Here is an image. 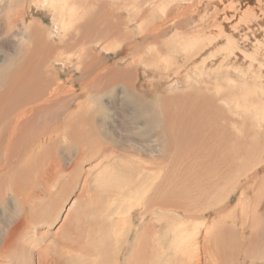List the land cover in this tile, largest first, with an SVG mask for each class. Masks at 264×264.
<instances>
[{
	"label": "bare ground",
	"instance_id": "6f19581e",
	"mask_svg": "<svg viewBox=\"0 0 264 264\" xmlns=\"http://www.w3.org/2000/svg\"><path fill=\"white\" fill-rule=\"evenodd\" d=\"M204 1H208L209 13L212 6V12L202 13L194 29L176 34L180 25L176 21L184 18L174 17L176 10L189 4L199 10ZM221 3L225 5V0H144L136 4L131 0H0V264H49L46 251L39 252L33 262L36 247L31 248L30 243L42 246L50 234L39 233L37 228L57 223L70 199L73 203L52 235L58 249H64L67 264H187V258L195 256L198 264L203 260L208 264H237L234 261L240 255L244 258L252 254L259 257L257 264H264V179L258 188L263 196L257 202L248 201L244 192L228 213V221L216 219V224L207 226L199 225L204 211L195 214L193 206L185 209L184 204L176 203V190L150 172L152 166L161 167L171 141L164 130L163 110L146 105L140 96V88L149 87L159 94L156 103L187 110L203 107L215 113L219 123L212 122L214 132L203 129L208 141L201 142V149L193 150L196 159L210 163L213 157H220L216 162L239 170L234 164L244 170L246 166L264 165V96L256 91L261 89L258 84L264 85V72L258 69L251 75L235 61V41L217 18ZM42 7L49 11V25L34 13ZM89 11H94L96 19L97 15L102 18L88 21L92 13L88 19L85 17ZM113 18L118 27L110 26L115 22ZM134 21L138 26L132 24ZM168 25H175V29L171 37L164 38L160 33ZM213 29L217 32L214 36ZM94 33L100 35L99 40L90 39ZM121 33L143 39L153 36L155 44L127 66L117 61L116 67L106 71L105 65L99 63L101 59L96 58L103 57L101 50L117 54L133 46V41L125 44L130 37H116ZM57 38L61 41L56 44ZM223 38L226 39L221 45ZM214 43L216 51L222 53L219 63L206 56ZM219 46L225 47L217 50ZM88 53L95 61L86 65ZM197 57L191 66L186 64ZM199 58L203 60L199 62ZM48 66L58 72L49 73ZM91 70L108 77L98 80V84L121 86L131 106L123 101L125 105L114 107L115 116L110 117L109 108L101 101L104 94H98L66 114L68 104L79 102L81 95L91 91L82 85L78 93L75 85H66L61 77L74 83L78 77L92 75ZM133 107L137 111L126 114ZM171 117L165 122L176 126ZM108 118L113 119L112 126L106 123ZM122 121H131L133 127ZM181 127L184 129L183 122ZM216 135L223 137L221 142L219 138L212 141ZM64 144L72 146L67 153L57 156L48 150ZM119 158L130 163L119 164ZM86 162L93 168L104 165L110 178L96 180L92 185L90 176L94 170L89 167L85 171ZM39 185L36 190L34 186ZM39 189L49 198L42 197ZM10 190L14 197L5 199ZM90 212L97 219L94 223L103 227L97 231L91 227L87 235L79 233L77 239L74 225ZM237 225L250 230L252 238L244 239L242 231L233 228ZM132 235L134 240L130 242Z\"/></svg>",
	"mask_w": 264,
	"mask_h": 264
},
{
	"label": "rangeland",
	"instance_id": "374dc122",
	"mask_svg": "<svg viewBox=\"0 0 264 264\" xmlns=\"http://www.w3.org/2000/svg\"><path fill=\"white\" fill-rule=\"evenodd\" d=\"M131 1H132V4H136V3H140L141 1H144V0H131ZM207 2L208 1H204L200 4V6H199V10H201L200 15H199V10L197 9V6L192 7L191 6L192 4H189L188 7H182V8H179L178 10H176V13L173 15L174 17H175V15H176V18L178 16L184 15V18L181 21H176V25H178L180 23L178 28H176V30H175L176 34L181 33V32L190 31L191 29H194L195 27H197L200 24V22H201L200 16L202 15V13H205V11H206V15H209L212 12V9H213L212 6L209 9L210 13H209V11H207V9H208ZM98 5H100L99 1L97 2V6ZM116 9L117 8L115 7V12H116ZM187 9L189 10L188 12H186ZM106 10L111 11V9L109 7H106ZM217 10H218V13L220 15L217 17L218 20L221 21L223 23V25H225L226 32H228L229 36L235 41L234 42L235 46L232 47L233 48L232 52L236 53L237 59L235 61H237L238 65H242V70L246 73L251 74V75H255L257 73L258 69H262L264 72V0H225V5L223 3H221V7H218ZM34 13L36 15V18L41 20L42 22H44L45 25H49L52 23V19L49 18V11L47 8L42 7L39 12H36L34 10ZM91 13L89 11L87 16L85 17V19H88V17L91 14L90 19L88 21H91L92 19L97 20V19L102 18V17H99V15H97V19H96L95 18L96 14L94 13V11H92ZM214 14H215V12L212 13V16ZM123 19H124V16H122L120 20L122 21ZM113 21H115V18H113ZM132 24L138 26L137 21L132 22ZM116 25H117L116 21L113 23H110V26H113V27L119 26V25L118 26H116ZM169 26H172L171 29H168V31L165 32L167 30V27H169ZM163 28H165V27H163ZM174 29H175V25H168V26H166L164 31L160 34L164 33L165 36H163V37L169 38L172 36ZM216 34H217V32L213 29L212 35L214 36ZM252 34H254V35H252ZM118 36L119 37H130V39L125 42V44L129 41H133L134 42L133 46L129 47L127 50L121 51L122 53H117V54L110 53L108 51L104 52L101 50V52L104 54L103 55H102V53H98V54L102 55L103 57H100L99 55H97L96 58L101 59L99 61V63L105 65L106 71L112 70L114 67H116L114 64L117 61H119L121 63V66H123V67L127 66L130 62H134L137 59V56L140 53H143V50L146 51V50H148L150 45L155 44V38L153 36H147L144 39L142 36H137V37L133 38L132 35L127 36V34H125V33L118 34L116 37H118ZM99 38H100V35L94 33L90 39L99 40ZM225 39L226 38H223L221 40V42H220L221 45ZM57 41H61V39L57 38L56 44H57ZM215 45H216V43H214V46H213L214 48H212L209 52H207L206 56L210 60H213L214 62L219 63V62H221V59H222V53H219L220 51L219 52L216 51ZM54 47H56V46L54 45ZM223 47H225V46H223ZM223 47L219 46V47H217V50H222ZM70 50H72V48H70ZM89 53H88L89 59L87 62H85L86 65L89 64L90 62H92L91 60L94 59L93 56L91 57L92 54L90 53L91 54L90 55ZM0 55H2V54H0ZM238 56H239V58H238ZM123 58H125V60ZM203 58H201V59L199 58L200 59L199 62H201L203 60ZM197 59H198V57L194 58L193 61L186 62V64L191 66L192 63L193 62L195 63V61ZM93 61H95V59ZM182 63H184V62H182ZM48 67H50V66H48ZM46 70L49 73H51L52 71L58 72L53 67L47 68ZM91 73H92V75H89L87 77L81 76V77L76 78L74 80V83L71 80H68L67 77H61L62 81L66 85H68V86L75 85L74 89L78 93H81L80 89H81L82 85H83V88H86L87 90L91 91L86 96L81 95L82 98H81V100H79V102L72 103L71 105L68 104L70 107L69 106L67 107L68 112L66 111L65 112L66 114L73 113L75 111V109L77 108V106L83 104V102L90 100L91 97H94L95 95H98V94L101 96L104 94L101 101L104 103L105 107L107 106L106 108H109L108 109L109 111L107 113L110 117H112V115L115 116L114 115L115 113L113 111L115 109L114 107L119 108V106H124L125 105L124 102H128L130 104V105H126L127 107L131 106L130 99L128 100V98H125L124 95L122 94L121 86L115 87L113 84H116V83H109L110 86H109V84H107V86H105V85L103 86L102 83L98 84V80L103 79V78H108V77H105L104 74L101 73L100 71L91 70ZM73 75H74V73H73ZM91 80H93L91 85H88L89 81H91ZM86 82H88L87 85H85ZM183 84H184V81H182L181 88L184 87ZM133 87L136 90L138 88V82L133 83ZM258 88H261L260 90L259 89L256 90L258 95L263 97L264 96V85L258 84ZM140 92L142 94V95H140V96H142V100L147 102V103H145L146 105H148V104H149V106L155 105L154 107L158 108L159 111L163 110L161 113H162V115L164 114L163 117H164L166 122L170 116H172L171 120H176V126H172L171 124L169 125V123H166L164 121V126H165L164 130H166L167 133L169 132L168 133L169 139L171 141L170 146L168 148V152L164 153L165 154L164 158L166 160H164V158H163V160L160 161L161 167L156 168V167L152 166L150 168L151 170L150 169H147V170H150V172L152 171L153 175L158 174L160 176V178H162L163 182L164 181H165V183L167 182V185L171 186L172 189L176 190V196L172 192L173 195L177 198L176 203L179 202L181 204H184L185 209L190 208V207L192 208V206H193L194 210L192 213H195V214L196 213L199 214L198 211L200 212V210L204 211V212L201 211L202 213L200 212L201 214L199 216L200 217L199 225L202 224V225L208 226L209 224H213V223L216 224V222H215L216 219L222 220V223L228 221V218H229L228 213L236 205L238 197L240 198L242 196V193H244V192H245L244 195L247 197L248 201H252L253 199H256L255 201L257 202V200L259 198H261V196H263L262 192L259 193L258 188L264 179V165L259 166V168L257 165L246 166L245 169L246 168L247 169L244 170V167H242L241 165L234 164V166H236V168L238 166V168H240V170L243 169L242 170L243 173H241L242 171H240L239 169H235L233 167V165L231 166L228 164L216 162V159L220 158V157H213V159L210 163H207L205 160L202 161V159H196V157H195L196 152H194V151L201 149L200 146H201L202 141L203 142L208 141L206 138H204L205 137L203 134L204 130L211 132V131H213V130H211L212 122L219 123V122H217V118L215 117V113L212 112L211 109L204 110L203 107H197L196 106L195 108L187 110V108H179V106L174 105V104H170V107H169L168 105H165V103L164 104H161L160 102L156 103L157 102V96L159 94L152 87H149L147 89L140 88ZM212 98L214 100H216V98L214 96H212ZM166 100H168V96L166 97ZM153 101H155V102H153ZM175 102H176V100H175ZM119 104H121V105H119ZM122 104H124V105H122ZM158 105H159V107H158ZM133 110L137 111V109H135L133 107V109L129 110V113H126V114L129 115V114L135 112ZM183 110H187L188 112L187 111L184 112ZM198 110L199 111L201 110V111L199 112ZM207 113H209V114L212 113L211 114L212 118L209 117L210 115ZM57 115L59 116V113H57ZM187 115H189V116H187ZM174 117H175V119H174ZM62 119H63V117H62ZM198 119H200V120H198ZM193 120H194V122H193ZM111 121L113 122V119L108 118L106 123L111 125L112 124ZM181 122H183V124H184L183 128L186 130L182 129ZM208 122H210V123H208ZM123 123L126 126L133 127L132 126L133 123L131 121H129V122L127 121V122H123ZM202 124H205L204 125L205 127L204 126L202 127L201 126ZM207 125H209L210 127L209 126L207 127ZM230 128H231V126H229V130H230ZM172 129H173V131H172ZM176 130H177V133H176ZM181 132H183V133H181ZM242 132H244V131H242ZM128 134H129V132H128ZM173 135H176V136H174V138H173V137H171ZM177 135L179 137H177ZM182 135H183V137H182ZM188 138H190V139H188ZM218 138H219V142H221L223 137L220 135H216L215 138L212 139V141H215ZM199 139H201V140H199ZM174 140H176V141H174ZM198 144H200V145H198ZM64 145H62L61 147L55 146V147H53L52 150H50L51 148H49L48 150L51 153L54 152L57 156H59L61 153H67V152H69V150L72 149V146H69L66 144H64ZM219 145L220 144L217 145V149L215 150L217 152L220 150ZM45 150H44V152H45ZM49 151H47V152H49ZM44 152H42V154H44ZM47 152H45V153H47ZM171 154L172 155L175 154V155L172 156ZM219 155H223V154H219ZM185 156H186V158H184ZM228 156L231 157L232 156L231 153H228ZM117 159L114 158V160H117ZM187 159H188V161H187ZM119 161H121V162H119V164L130 163L124 159L121 160L120 158H119ZM169 162H170V164H169ZM146 163H147V165H151V162H146ZM191 163H192V165H189ZM205 164H207V165H205ZM199 165H201V167ZM174 166H177V167H174ZM193 166H194V168H192ZM223 166L225 169L223 168ZM230 166H231V168H230ZM89 167H92L91 163L86 162V165L84 163V170L85 171L90 169ZM164 167L166 170L163 169ZM190 167L192 169H190ZM227 167H229L228 170H227ZM198 168H200L201 171ZM84 170H83V173L85 174ZM93 170H94L93 171L94 173L92 172L93 175L90 176L92 185H94L96 180L109 179L110 178L111 173H110V171L107 172L106 171L107 169L105 170L104 165L98 166V167L94 166ZM196 170L200 171L199 172L200 174H197L199 178L195 174V172L198 173V171H196ZM233 170L236 171L237 173H235ZM230 171L232 173H230ZM147 172L150 173L149 171H147ZM192 172H194V174ZM152 173H150V175H152ZM187 174H188V176H187ZM224 174H226V175H224ZM232 174H234V176L230 177V176H232ZM181 175H182V177H180ZM240 175H241V177H239ZM247 175L249 177H246ZM99 176H101V177L99 178ZM105 176H106V178H105ZM218 176H220V177H218ZM192 177H193V180H192ZM226 178H227V180H225ZM34 187L36 190H38V188H40V185L34 186ZM39 190H40V193L43 194L42 197L47 196L46 194H44V192L41 189H39ZM210 193H212V196L210 195V197L212 199L209 197V199H210L209 201L213 205L208 203L209 202L208 201V194H210ZM4 197H5V199L13 198L14 193L12 192V190H10ZM214 197H216V198L214 199ZM226 198L227 199L229 198V200H227ZM38 201H42V200H38ZM186 202H187V204H186ZM203 202H204V204H203ZM72 203L73 202H71V199H70V201L68 203L64 204L65 208L62 211V215H61L60 219H58V222L54 223L53 226L50 227L48 225H43V226H39L37 228L39 233H45L46 235L47 234H50V235H48L44 239L42 246L41 245L36 246L33 243H30L31 248L35 249V247H36L35 253H34V255H32V257L34 256L33 262L37 261L36 257H38L39 252H42V251L45 252L46 251L47 254L45 253V255L48 258L50 257L48 259L49 264H52V263L53 264H67V262H66L67 258L64 255V249H63V252L58 249L57 245L54 242V238L52 235L55 233V231L58 229L60 224L63 222V219L65 218V215H66V208L69 209L70 206L72 205ZM207 203L209 205H207ZM218 203H221V204L218 205ZM196 205L198 206V208ZM210 205L213 207H211ZM199 208H201V209H199ZM263 210H264V206L261 207V211H263ZM95 220H97V219H95L93 212L82 215L80 217L79 221H76V223L74 225V226H76L74 229L76 231L75 237L77 239H79L78 238L79 233H83V234L87 235V233L91 227H94V231L101 230L99 228H101L103 226L98 225L99 223H94ZM83 221H85L83 223L84 232L81 230V223ZM136 222H137L136 225H139L138 219H136ZM221 225L222 224H220L219 226H221ZM233 228H235L237 230H241L243 233L244 239L246 236L248 238H252V232L250 230L248 232L244 231L243 225H237L236 227H233ZM201 234H202V232H201ZM201 234H199L200 237L202 236ZM132 238H134V235H132V237L130 238V242H133L134 239H132ZM48 254H50V256H48ZM51 256H55V257L51 258ZM224 258L226 261L225 256H224ZM50 259H52V260H50ZM56 259H58V260H56ZM190 259H192V257L187 258V260H188L187 264H192L191 262H193L194 264H198V259L196 258V256L193 257L194 260L193 259L190 260ZM200 259H202V257ZM237 259H239L241 261H236ZM237 259L234 261L237 264H242V263L243 264H257L260 262L258 260L259 257H255L254 254L250 255L249 257L245 256L244 258L240 255ZM58 261H60V262H58ZM11 263L12 262L10 261V264ZM5 264H7V263H5ZM200 264H208V263L203 260V261H200ZM221 264H225V262H221ZM226 264H228V261L226 262Z\"/></svg>",
	"mask_w": 264,
	"mask_h": 264
}]
</instances>
